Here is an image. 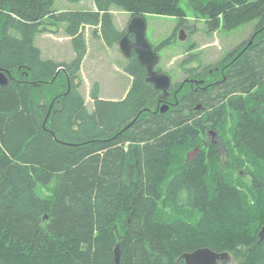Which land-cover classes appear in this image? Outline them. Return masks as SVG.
I'll list each match as a JSON object with an SVG mask.
<instances>
[{
    "label": "trees",
    "instance_id": "obj_1",
    "mask_svg": "<svg viewBox=\"0 0 264 264\" xmlns=\"http://www.w3.org/2000/svg\"><path fill=\"white\" fill-rule=\"evenodd\" d=\"M94 1L59 11L55 0H0V70L12 74L0 85V264H115L118 244L120 264H186L201 247L264 264V0H189L211 31L257 23L222 60L226 78L205 92L186 81L165 113L136 54L126 96L103 99L96 82L90 111L86 28L119 44L114 7L186 27L181 0ZM61 24L74 58L43 59L36 36ZM193 61L181 66L189 75Z\"/></svg>",
    "mask_w": 264,
    "mask_h": 264
},
{
    "label": "rangeland",
    "instance_id": "obj_2",
    "mask_svg": "<svg viewBox=\"0 0 264 264\" xmlns=\"http://www.w3.org/2000/svg\"><path fill=\"white\" fill-rule=\"evenodd\" d=\"M180 4L185 12L186 27L181 28L180 18L174 16L149 14L145 17L147 18V38L150 43L153 46H158L163 41H168L159 51L160 62L157 69L172 77L174 90L179 89L181 84H187L184 89L180 88V92L177 94L182 99V95L190 83L189 81V83H185L188 79L187 72L181 67L185 59L190 56L196 58V61L187 67L219 63L231 50L237 49L241 43L251 37L257 22L244 24L234 30H228L222 26L217 31H211L208 28V19L194 12L189 0H181ZM95 5L94 0H82L76 3L69 0H55L54 8L59 11L94 10ZM112 13L118 29L127 31L133 14L120 7H114ZM65 28L66 24H61V31L58 34L47 32L36 36L35 45L43 48V59H53L57 62L72 60L75 52ZM87 29L88 55L82 64L83 84L80 90L86 97L88 108L93 111L94 103L90 92L96 82L100 83L103 99L121 100L131 88L132 77L125 70L129 58L123 54L120 45L108 46L103 38L94 35L93 27ZM182 29L186 36L185 41L180 38ZM172 96L174 99L177 98L174 93ZM223 137L226 138V135ZM239 156L237 154L236 158ZM241 170L243 171L240 173L245 174V169Z\"/></svg>",
    "mask_w": 264,
    "mask_h": 264
},
{
    "label": "water",
    "instance_id": "obj_3",
    "mask_svg": "<svg viewBox=\"0 0 264 264\" xmlns=\"http://www.w3.org/2000/svg\"><path fill=\"white\" fill-rule=\"evenodd\" d=\"M181 40L185 41L183 29L181 30ZM253 40L251 41V43ZM120 48L127 58L136 54L142 66L147 69V81L152 83L157 90L162 92L161 98L167 99L170 95L172 86V77L164 72H159L157 66L160 62V54L154 50V46L147 38V19L144 16L137 15L132 17L126 34L120 40ZM10 71L0 70V85L8 86L10 84ZM199 84L204 83L198 80ZM170 109V105L165 101L161 106L163 113ZM259 241L264 240V225L258 233ZM182 258L186 264H235L234 256L228 251H215L210 247H201L192 252L183 254ZM121 248L117 245L115 249V264H120Z\"/></svg>",
    "mask_w": 264,
    "mask_h": 264
},
{
    "label": "flooded vegetation",
    "instance_id": "obj_4",
    "mask_svg": "<svg viewBox=\"0 0 264 264\" xmlns=\"http://www.w3.org/2000/svg\"><path fill=\"white\" fill-rule=\"evenodd\" d=\"M242 44H244V43H241L240 45H242ZM221 62H222V60L219 61V63H217L215 65L195 66V68L198 69V71L195 73L196 75H189V74H187V76H186V77H188V79H186V81H189L190 82L191 87H192V91H194V92H197V91H200V92L201 91H203V92L208 91L210 89L209 86L211 84H216L217 85V83L219 81H222L224 78H226V75H224V71H225L224 68L228 65V63L225 64V65H222ZM159 72H161V71H159ZM215 73H219V74H222V75H215ZM198 80L199 81L200 80H203L204 83L199 84L198 83ZM173 86L174 85H173V81H172V86L170 88V95L165 100H163L161 98L162 92L160 91V100L157 103V107L158 108L161 107L162 104L165 103V101H168L169 102V99L172 97V93H174V95L177 96V94L180 92L179 91L180 88L182 89V87H183V85L181 84V86L179 87V89L176 88L174 90L173 89ZM183 94H185V93H183ZM168 104L170 105L171 103L169 102ZM211 136H212V140H213L214 143H216V144H220L221 143V140L219 138V133L218 132H216L215 130H212L210 132V137Z\"/></svg>",
    "mask_w": 264,
    "mask_h": 264
},
{
    "label": "crops",
    "instance_id": "obj_5",
    "mask_svg": "<svg viewBox=\"0 0 264 264\" xmlns=\"http://www.w3.org/2000/svg\"><path fill=\"white\" fill-rule=\"evenodd\" d=\"M93 9L95 10V9H96V6H95ZM87 28H89V27H87ZM87 28H86V30H88ZM60 31H61V30H60ZM39 48L42 50V54H43V48L40 47V46H39ZM71 55H73V54H71ZM87 55H88V53H87ZM87 55H86V57H87ZM74 56H75V55H74ZM86 57H85V59H84V61H83V64H84V62H85V60H86ZM73 58H74V57H73ZM73 58H72V59H73ZM68 62H69V61H68Z\"/></svg>",
    "mask_w": 264,
    "mask_h": 264
},
{
    "label": "bare ground",
    "instance_id": "obj_6",
    "mask_svg": "<svg viewBox=\"0 0 264 264\" xmlns=\"http://www.w3.org/2000/svg\"><path fill=\"white\" fill-rule=\"evenodd\" d=\"M119 245V244H118ZM117 247V246H116ZM116 249V248H115Z\"/></svg>",
    "mask_w": 264,
    "mask_h": 264
}]
</instances>
